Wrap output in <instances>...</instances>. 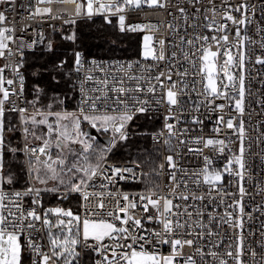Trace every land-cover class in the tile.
<instances>
[{
	"label": "built area",
	"instance_id": "1",
	"mask_svg": "<svg viewBox=\"0 0 264 264\" xmlns=\"http://www.w3.org/2000/svg\"><path fill=\"white\" fill-rule=\"evenodd\" d=\"M101 2L108 3L110 0H101ZM160 2L164 3L165 7H148L145 2L140 8L126 7L125 11L119 14H113L114 9L112 12H96L95 7L98 5H94L93 14L88 16L85 14L87 0H76L75 3L71 0H51L43 3L39 0H0V12L6 17L0 22V28L9 29L5 36L11 37L4 39L3 42L7 47L0 49V52H3V55H0V70H2L0 75L5 80L3 86L10 90L9 100L4 105L3 117H11L14 125L12 134L4 140L2 152L23 160L26 173L25 181L19 180L14 184L5 185L4 190L11 194L24 193L28 188L33 189L20 200L25 214L35 208L43 218L47 209L59 207L71 210L82 219L86 217L105 219L118 228H128L133 236H146L149 243L145 244V248L159 257L173 255L172 245L160 242L166 236L172 240H193V245L178 248L180 255L174 259L176 264H186L187 257H192L195 264H220L221 260L226 261L227 264H237V246L241 245V238L243 253L240 259L243 264H264V64L256 63L257 57L264 58V47H261V44H264V0H198V2L197 0H160ZM77 3L85 5L79 15L76 11ZM240 5L246 7L237 11ZM37 8H49L51 13H37ZM180 8L184 9L183 13L179 11ZM227 13L237 21L245 19V24H234L229 21ZM119 15L125 16V30L122 32L140 34L142 40L144 35L153 36V47L157 52L163 47L165 58L160 61L151 57L145 59L142 53L136 56H89L75 49V53L82 54V66H79L77 71L74 53L72 85L76 90L78 106L70 113L80 115L82 100L87 95L107 93L112 99L98 102L96 112L90 111L87 104H83L84 114L119 116L127 112L133 117L126 123L124 129L128 138L133 135L134 123L138 117L156 116L159 120V128L152 133V139L161 147L159 185L151 189L138 187L145 179L142 165L134 161H119L111 158L112 152L122 140L111 125H108V130L104 131L100 124H97L95 128L100 134L110 137L111 140L109 145H105L108 152L95 167L97 174L82 186L80 192L70 189H55V191L41 189L36 186L30 171L31 162L34 161L30 160V149L39 148L42 144L41 141L30 142L24 132L25 116L38 112L30 109L27 104L25 76L22 70L24 55L38 46L51 49L56 36L65 34L67 26H72L75 30L78 20L102 18L107 23L115 22L119 27ZM134 26H141L142 30H129ZM237 30L240 32L239 37L236 35ZM225 35L228 37L227 42L221 39ZM203 37H207V40L202 39ZM213 37L216 39L214 40ZM160 40L164 41L163 46L159 44ZM206 49L217 53L216 57H209L208 63L211 64L210 59H212V65L215 66L213 77L218 91L222 93L219 96H213L205 90L207 75L203 71L205 61L202 57ZM228 54L233 57L231 64L228 63ZM241 55L244 57L243 65L240 63ZM129 64L132 65L131 68L128 67ZM228 74L233 76L232 81L228 80ZM169 75L171 80L167 79ZM241 75L244 77L243 113L238 112L235 107V101L240 99ZM20 76L24 78L23 95L19 91ZM88 76L92 79H86ZM128 76L139 79L129 80ZM157 76L160 77L159 80L155 79ZM121 77H123V86L133 89L125 100L127 109L122 104L116 103L115 98L118 94L109 91L103 83L106 82L109 87L116 86L120 83ZM9 79L14 81L13 84L6 83ZM81 84H83V92H81ZM173 84L175 87H172ZM97 87L103 91H90ZM149 87L154 90L147 91ZM169 88L177 93L176 105L170 106L167 103L166 94ZM12 92L15 94H11ZM219 105H224L222 110ZM139 107H145L146 111L139 112L137 110ZM21 108L25 109L24 113L19 111ZM220 117H223L222 122ZM194 118L200 123L194 122ZM230 119L234 125L232 129L227 128V121ZM166 123L173 125L171 133L165 127ZM241 123L244 128L243 179L225 172L222 181L215 186L204 183L202 174L205 166L204 157L211 159L212 169L223 171L228 161L239 155ZM80 126L86 130L92 124L81 119ZM217 128L220 131H214ZM198 137L203 140L209 138L223 140L224 151L218 150L220 146L204 147L202 141L197 142ZM196 149H202V152ZM50 152L52 155L53 150L50 149ZM169 155L173 157L175 169L167 162L166 158ZM44 159L46 157L41 156V160ZM232 167L233 173L238 170L237 165L234 164ZM114 168L120 169V172L115 173ZM126 168L132 171L125 172ZM173 174L176 177L175 181L171 178ZM241 186L245 189L243 196L239 191ZM36 189H40L38 195ZM85 192L90 194L87 201L84 199ZM72 194L79 198L77 211L71 206L62 204ZM54 196L55 200H53ZM124 196H128L129 199L125 201ZM183 196H187L188 199H181ZM141 197L157 199L160 204L158 208H154L148 204L147 199L141 200ZM195 197H203V199ZM164 198L172 200V210L167 214V218L173 221L174 230L167 234L161 223L165 219V216L161 215ZM34 200L37 203L34 204ZM101 200L104 207L97 209L96 205ZM133 202L136 204L135 208L129 206ZM145 205L147 211L144 210ZM121 207L127 208L126 214L119 211ZM108 212H112L113 216H108ZM228 213H231L233 223L224 222L229 219ZM116 215L121 219H115ZM125 215L139 219L142 227L138 228L133 221L124 224L122 220ZM49 219L53 224L56 223L55 215H50ZM177 220L184 226L176 229ZM238 220L242 222L241 228L233 226ZM34 223L35 230H27L24 236L31 235L36 243L42 245L41 252L51 255L48 229L45 228L42 220ZM51 231L61 235L55 227ZM155 233H160V236L157 237ZM63 235H67V232ZM130 242L124 239V234L115 233L114 238H105L102 243L108 248L106 251L101 248L100 253L94 251L92 247L85 248L81 243L76 249L80 256L77 260H73V264H95L98 260L102 261L105 255L112 259V249H116L117 253L127 251L125 248H117V244ZM96 243L98 242L88 241L89 245ZM197 248L200 249L199 253ZM230 251L233 253L232 256L227 254ZM212 253L216 255L213 256ZM24 255L27 259L25 263L32 264L36 254L25 248ZM49 264L53 262L50 261ZM56 264H64L63 258L56 261ZM118 264H123V261L118 260Z\"/></svg>",
	"mask_w": 264,
	"mask_h": 264
},
{
	"label": "snow or ice",
	"instance_id": "2",
	"mask_svg": "<svg viewBox=\"0 0 264 264\" xmlns=\"http://www.w3.org/2000/svg\"><path fill=\"white\" fill-rule=\"evenodd\" d=\"M39 2H51V0H39ZM71 2L75 3L76 0H71ZM147 3L148 7H165L164 3H161L160 0H110L108 3H103L101 0H87L86 5V15L91 16L94 11V5H98L95 7L96 12H112L114 9L115 11L113 14H119L125 11L126 7H135L140 8L143 3ZM198 2V0H197ZM246 5H240L237 7V11H240L241 8H245ZM85 8L84 4L77 3V15L80 14L81 10ZM179 11L181 13L184 12L183 8H180ZM37 13L40 14H50L51 9L49 8H37ZM227 19L232 21L234 24H245V19H241L239 21L235 20V18L230 14H226ZM6 19L3 12H0V22H3ZM74 22V21H72ZM110 23V21H109ZM119 27L121 31L125 30V16L119 15ZM171 27V25H170ZM129 30L131 31H140L142 30L141 26H134L130 27ZM223 30V29H221ZM10 31L9 29H2L0 28V49L6 48L7 45L3 42L4 39H11L10 36H5V33ZM237 37L240 36L239 30L236 32ZM68 39H74V36H69ZM153 36L146 35L144 37V45H143V56L145 59L151 57L153 60H163L164 50L161 47L160 51L157 52L156 48L153 47L152 41ZM202 39L207 40V37H203ZM215 40L216 37H213ZM225 42H227L228 37L225 35L221 37ZM243 39V38H242ZM218 42V41H217ZM188 43H192V41H188ZM159 44L161 46L164 45V41L160 40ZM51 45H49V48ZM261 47H264V44H261ZM0 55H3V52H0ZM216 52H211L210 50H205V54L202 57L203 61H205L203 71L206 72L207 75V85L205 86V90L208 91L213 96L222 95L217 89L216 81L213 79V70L214 65L208 63L209 57H216ZM75 63L78 66L77 71H79V66H82V54L75 53ZM233 57L228 54V63L231 64ZM240 63L243 65L244 57L243 55L240 56ZM256 63L264 64V58L257 57ZM62 66V65H61ZM129 68L132 67L131 64L128 65ZM2 72V70H0ZM163 75V73L161 74ZM129 80L132 79H139L137 77L128 76ZM229 81L233 80V76L228 74L227 76ZM86 79L91 80L92 77L88 76ZM155 79L159 80L160 77L157 76ZM168 80H171V76L167 77ZM24 78L20 76V94L23 95V88H24ZM13 80L9 79L6 81L7 84H13ZM5 80L2 75H0V93H2V98H0V264H23V257H24V250L27 248L30 252H34L36 255L32 259V264H49L50 261L53 264H56V261L63 258L64 264H73V260H77L80 256V253L76 250L78 246L83 243L85 248L92 247L94 251L97 253L101 252V248H104L105 251L107 250L108 246L104 245L102 242L105 238H114L115 233L124 234V239L126 241H131L130 243H125L123 245L117 244V248H125L127 251H123L117 253L116 249H112V259H109L107 255L103 257V260H98L95 264H118L119 261H123V264H173L174 259L176 256L180 255L178 248H182L184 245L191 246L193 245V240H183L175 239L172 240L167 236L161 240V243L171 244L173 248V255L159 257L153 252H149L145 248V244L149 243V240L146 236L138 235L133 236L129 233L128 228L120 227L118 228L114 223L105 220V219H95V218H81L79 215H75L71 210H65L62 208H50L47 209L44 214L43 218L39 215L35 208L32 210L27 211L25 214L22 210V205L20 200H22L23 196L30 194L33 189L28 188L24 193L15 192V193H8L4 190L5 184H11L12 178L6 177L3 173L4 169V161H3V152L2 146L4 144V123H3V116L5 112L4 105L9 100L10 97V90L5 88L3 85ZM105 87H108V90L111 92H115L118 95L116 96L115 100L117 104H122L126 109L128 105L125 103V100L128 99V93L133 91L131 88H125L123 86V77L120 78V83L116 86L109 87L106 82H103ZM239 96L240 99L235 101V107L238 112L243 113V98H244V77L241 75L239 77ZM175 87V84L172 85ZM227 87V85L225 86ZM139 90V89H138ZM154 89L149 87L147 91L151 92ZM39 92L40 89H37ZM84 91L83 84H81V92ZM90 91L95 92H102L103 89L97 87L95 89H91ZM11 94H15L12 92ZM167 103L171 105H176L178 103L177 100V93L173 92L171 88L167 91ZM112 99L111 96L107 95V93L103 95H87L82 100V106L80 108V115H76L75 113H61V112H37L33 115L31 119V123L34 125H46L47 126V136L48 138L43 139L42 146L39 148L32 147L30 149V160H34L31 166V173L33 174V178L37 180L40 184H46L47 180L41 178V171H44V174L51 180H58L60 184H64V180L61 178L63 174L67 173L70 176L75 175V173L82 172L84 173L83 177L79 178V183H74L71 185V191L80 192L82 186H85L88 180H91L93 176L97 174L96 168H82L79 167L77 164L73 163L70 167L67 163V158L63 156L61 153L55 159H53L50 149L52 148V136L55 135V147L58 149H65L67 148L69 152H71L70 144L71 143H80L84 146V151L87 152L89 149L92 148V145L87 143L84 139H81L82 136H85V133L80 131V124L81 119L85 121H89L93 127L97 126V123L100 124L102 130L107 131L108 125H111L114 129L115 133L119 134L120 140H126L128 137L124 132L125 125L128 121L132 120V116L125 112L119 116L113 115H86L84 114V107L83 104H87V107L90 111L96 112L98 111V102L102 100H110ZM221 110L223 109L224 105L218 106ZM14 111L16 109H13ZM139 112L143 113L146 111L145 107H139L137 109ZM21 113L25 112V109H19ZM37 115L41 116L42 118L37 120ZM55 118V124L50 123L48 117ZM168 117H166V120ZM65 121L70 122L71 124V131H69V124L64 123ZM223 121V117H220V122ZM194 122L200 123L199 120L194 118ZM27 123V121H25ZM165 127L168 129L169 133L172 132L173 125L171 123H166ZM234 127L232 120L227 121V128L232 129ZM28 128L24 129L25 134H28ZM187 131V130H185ZM214 131H220L219 128L214 129ZM239 133L241 138V147L239 155L235 156L234 159H230L228 164L225 166L223 171L214 170L211 168V159L209 157H204L205 166L202 169L203 174V181L204 183L215 186L217 183L221 182L223 179V174L225 172L234 174L239 179H243V172L242 170L245 168L244 162V147H243V134L244 128L243 124L241 123L239 126ZM36 139H41V137H36ZM197 142H203L204 147H219V151L223 152L225 148V143L223 140H215V139H207L203 140L202 138H196ZM184 143V141H180ZM167 143V141H166ZM14 151V150H13ZM192 151V149H189ZM198 152H202V149H196ZM41 156L46 157V159L41 160ZM103 158V157H101ZM167 162L169 166L173 169L176 168V164L173 162V157L169 155L167 158ZM238 166V170L233 173V165ZM39 166V167H38ZM163 167V166H161ZM59 169V170H58ZM113 171L115 173H119L120 169L114 168ZM125 172H131L132 169L126 168L124 169ZM172 180L175 181L176 177L173 174ZM199 181H197L198 183ZM55 191V189H51ZM37 195L40 192V189L35 190ZM241 196L245 194V189L241 186L239 188ZM90 198V194L85 192L84 199L87 201ZM196 199H203V197H195ZM123 199L127 201L129 198L128 196H124ZM148 200V204H151L152 207L158 208L160 201L157 199H152L150 197H141V200ZM181 199L187 200V196L181 197ZM33 203H37V201H33ZM239 205V201H237ZM132 208L136 207V204L133 202L129 205ZM97 209H102L104 207L103 201L101 200L97 205ZM145 211H147V205H145ZM172 210V200L164 198L163 204V213L161 215L165 216V219L161 221L163 224V230L167 233H172L174 230L173 221L167 218V214L171 213ZM120 212L127 213V208L121 207L119 209ZM240 212H243V207H240ZM50 215L56 216V223L49 219ZM108 216H113L112 212L107 213ZM191 215L190 213L188 214ZM229 219L225 220V223H233L231 219V213H228ZM67 218V219H64ZM115 219L120 220L121 217L119 215L115 216ZM151 219V218H150ZM46 229H48V240L50 244V252L51 255L48 253H42V245L36 243L31 235L24 236V233L27 230H35V221H41ZM129 221H133V223L139 228L142 227L141 221L139 219H134V217L125 215V218L122 220L124 224H127ZM179 220L175 222V228L179 229L183 227ZM234 227L241 228L242 222L235 221ZM55 227L57 228L61 235H56L52 233L51 229ZM64 232H67V235H63ZM157 237L160 236V233H155ZM211 235V233H209ZM23 237V239H22ZM93 240L98 243L89 245L88 241ZM241 245H242V238H241ZM241 245L237 246V264H243V261L240 259V255L243 253V248ZM197 252H200V249L197 248ZM229 256H232L233 253L230 251L227 253ZM215 256V253H212ZM118 258V259H117ZM186 264H195L192 257L186 258ZM220 264H227L226 261L221 260Z\"/></svg>",
	"mask_w": 264,
	"mask_h": 264
},
{
	"label": "trees",
	"instance_id": "3",
	"mask_svg": "<svg viewBox=\"0 0 264 264\" xmlns=\"http://www.w3.org/2000/svg\"><path fill=\"white\" fill-rule=\"evenodd\" d=\"M66 36H56L53 47L49 50L38 46L24 55L23 73L27 104L35 111L67 112L78 106L75 87L72 85V62L75 49L89 56H136L141 53L142 37L140 34H127L120 30L115 22L107 23L102 18L78 20L75 28L67 26ZM74 36V39H68ZM62 65V66H61ZM37 89H40L38 92ZM25 116L27 138L35 142L38 135H44L46 125H34L31 117ZM37 120L42 117H36ZM53 122V117H49ZM159 128V120L154 115L140 116L134 123V132L130 138L118 143L111 158L119 161H134L142 165L145 171L144 183L138 187L151 189L159 185L161 147L152 139V133ZM36 134V137H35ZM56 134H53L55 136ZM95 146L85 154L84 163L96 167L108 152L106 144L94 137ZM76 181V180H75ZM61 185V186H60ZM62 189H71L70 184H60ZM49 197L48 195L46 196ZM55 200V196L54 199ZM77 211L79 198L72 194L62 203ZM27 259L23 257V264Z\"/></svg>",
	"mask_w": 264,
	"mask_h": 264
},
{
	"label": "rangeland",
	"instance_id": "4",
	"mask_svg": "<svg viewBox=\"0 0 264 264\" xmlns=\"http://www.w3.org/2000/svg\"><path fill=\"white\" fill-rule=\"evenodd\" d=\"M74 32H75V30L73 28V33ZM62 36H66V34H62ZM145 36L146 35L143 36V40H142V46H141V53L142 54H143V45H144V37ZM210 60H211V65H212V59H210ZM213 79H214V77H213ZM24 121H25V119H24ZM49 122L51 123V121H49ZM52 123L55 124V118L54 117H53V122ZM64 123H68L69 124V131H71L70 122L65 121ZM97 124H99V123H97ZM7 125H8V127L10 129H13L12 128L13 126L9 124V121H7ZM80 131L82 133L86 134L85 136H82L81 139H84L87 143L91 144L92 148H93L95 146V143H94V140H93L94 136L87 134L85 128H82V126H80ZM35 137H36V134H35ZM37 137H41V139H37L36 140V141H41V144L43 142V139L48 138L46 132H45L44 135H38ZM55 142H56L55 141V136H52V145L53 146H52L51 150H53V154H52L53 159H55L58 155H60L62 153L63 156L67 158V163H68L69 167L73 163H75L79 167H82V168H95V167H91L90 165L84 163L85 154L88 153L90 151V149L87 152H85L84 151V146L82 144H80V143H71L70 144L71 152H69L67 148H65L63 150L56 148L55 147ZM8 161L9 162H7V163L9 165V169L10 170H13V171L15 170V172H16V168H17V173H14L13 176H12V174H10V170L9 169H3L4 175L6 177L10 176L12 178V183L11 184H14V183H16L19 180H20V182H23V180L25 181L26 173H25L24 161L21 160V159H18V158L16 159L14 157L11 158ZM33 162L34 161L31 162V166H32ZM31 166H30V168H31ZM83 176H84V173H82V172L75 173V175H73V176H70L69 174L65 173V174L62 175L61 178L64 180V183L72 185L74 183H79V178L83 177ZM17 177H18V179H17ZM41 178L42 179H46L47 183L46 184H40L37 180H35L33 178L37 187H39L41 189H44V190L45 189H62V188H60L61 185H60L59 181L58 180L48 179V177L44 174L43 170L41 171ZM5 185H8V184H5ZM173 264H176V263L173 262Z\"/></svg>",
	"mask_w": 264,
	"mask_h": 264
},
{
	"label": "crops",
	"instance_id": "5",
	"mask_svg": "<svg viewBox=\"0 0 264 264\" xmlns=\"http://www.w3.org/2000/svg\"><path fill=\"white\" fill-rule=\"evenodd\" d=\"M43 113H45V111H44ZM37 117H39V115H37ZM40 117H41V116H40ZM48 119H49V117H48ZM7 121H9V124L13 126L12 128H14V125H13V122H12L11 117H3V123H4L3 137H4V140H7V139L9 138V136L12 134V133H11V132H12V129H10V128L8 127V125H7ZM10 122H11V123H10ZM46 133H47V130H46ZM35 142H38V141H35ZM13 157L17 159L16 156H11V155H7V154H3L4 169H9V165H8L7 162H9L8 160H10V159L13 158ZM9 170H10V169H9ZM14 173H17V168H16V172H15V170H14V171H13V170H10V174H12V176H13ZM17 179H18V177H17ZM17 179H16V180H17ZM13 180H14V179H13ZM4 186H5V185H4Z\"/></svg>",
	"mask_w": 264,
	"mask_h": 264
},
{
	"label": "water",
	"instance_id": "6",
	"mask_svg": "<svg viewBox=\"0 0 264 264\" xmlns=\"http://www.w3.org/2000/svg\"><path fill=\"white\" fill-rule=\"evenodd\" d=\"M86 132H87V134L94 136L99 141L103 142L104 144H106V145L110 144V141H111L110 137L101 135L100 132L95 127L88 126L86 128Z\"/></svg>",
	"mask_w": 264,
	"mask_h": 264
}]
</instances>
